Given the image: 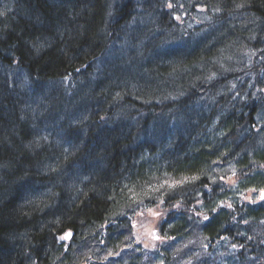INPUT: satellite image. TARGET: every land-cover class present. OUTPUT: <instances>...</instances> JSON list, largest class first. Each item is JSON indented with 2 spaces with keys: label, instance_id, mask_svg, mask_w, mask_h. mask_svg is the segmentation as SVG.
<instances>
[{
  "label": "trees",
  "instance_id": "1",
  "mask_svg": "<svg viewBox=\"0 0 264 264\" xmlns=\"http://www.w3.org/2000/svg\"><path fill=\"white\" fill-rule=\"evenodd\" d=\"M262 189L264 0H0V264H264Z\"/></svg>",
  "mask_w": 264,
  "mask_h": 264
},
{
  "label": "rangeland",
  "instance_id": "2",
  "mask_svg": "<svg viewBox=\"0 0 264 264\" xmlns=\"http://www.w3.org/2000/svg\"><path fill=\"white\" fill-rule=\"evenodd\" d=\"M152 18H153V16H152V14H150V12H147V10L143 11L135 23V27H136L135 29H136L137 33L142 32V34H143V32L146 31V27L148 26V24H150V22L153 21ZM209 29H210V27H206L202 32H200V34H195V35H200V37H201ZM170 183L172 185H175V183H173V182H170ZM250 194H251V192L248 194V197L249 196L252 197ZM260 194H261V191L256 193L255 198L257 200H262L260 198ZM148 203L149 202L144 203L143 204L144 207H142L141 209H137L136 212L131 216V220H132V226L134 224V228L136 230V233L140 232L139 234L143 236V238H141L143 244H145V246L149 247V246L153 245L154 243L155 244L157 243V241H155V240L160 241V238L157 239L156 237H159L160 233H161L160 229H159V235H158L157 229L159 228L158 226H159V221L162 217L161 216L162 213L160 211L159 206L158 207H152V205L151 204L148 205ZM156 213H158V215ZM194 241H196V240H194ZM201 242L203 243V241H199L193 245V241H192L189 244V247L191 246L192 249L193 248H199L202 245ZM173 246H175V243L172 244L170 247H173ZM154 248L151 247L149 250L146 249L143 252V255L145 256V260H148L149 263L151 262V260H149V257L155 255ZM202 256H203V254L200 255L198 258H201ZM190 257H191V252H190V254L188 252H186V253L182 254V256H180L179 258L181 259L180 260L181 262H185V261L187 262V261H189L188 259L191 260ZM174 264H180V263L175 261Z\"/></svg>",
  "mask_w": 264,
  "mask_h": 264
},
{
  "label": "snow or ice",
  "instance_id": "3",
  "mask_svg": "<svg viewBox=\"0 0 264 264\" xmlns=\"http://www.w3.org/2000/svg\"><path fill=\"white\" fill-rule=\"evenodd\" d=\"M168 7H172V5L169 4ZM176 18L179 19V17H176ZM221 179H223V178H221ZM261 199H264V191L261 192ZM229 207H230V205H229ZM156 214L158 215V213H156ZM205 219H208V217H205ZM71 238H72V233L71 232H68L64 236L60 237V239H71ZM156 238L159 239V237H156ZM110 255H111V253H110Z\"/></svg>",
  "mask_w": 264,
  "mask_h": 264
}]
</instances>
